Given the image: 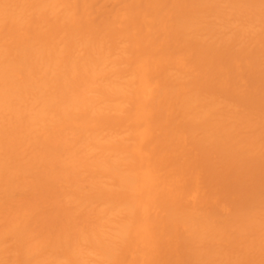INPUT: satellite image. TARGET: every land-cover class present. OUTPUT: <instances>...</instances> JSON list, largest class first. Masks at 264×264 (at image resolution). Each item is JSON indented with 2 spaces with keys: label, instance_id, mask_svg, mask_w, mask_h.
Here are the masks:
<instances>
[{
  "label": "bare ground",
  "instance_id": "obj_1",
  "mask_svg": "<svg viewBox=\"0 0 264 264\" xmlns=\"http://www.w3.org/2000/svg\"><path fill=\"white\" fill-rule=\"evenodd\" d=\"M0 264H264V0H0Z\"/></svg>",
  "mask_w": 264,
  "mask_h": 264
}]
</instances>
